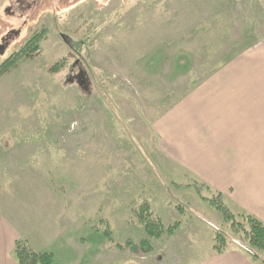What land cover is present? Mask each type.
Instances as JSON below:
<instances>
[{
    "label": "rangeland",
    "instance_id": "rangeland-1",
    "mask_svg": "<svg viewBox=\"0 0 264 264\" xmlns=\"http://www.w3.org/2000/svg\"><path fill=\"white\" fill-rule=\"evenodd\" d=\"M0 48V68L19 54L0 74V216L19 239L34 225V249H75L52 246L60 264H186L217 231L249 245L208 211L227 189L169 152V119L199 83L264 80V0H0Z\"/></svg>",
    "mask_w": 264,
    "mask_h": 264
},
{
    "label": "crops",
    "instance_id": "crops-1",
    "mask_svg": "<svg viewBox=\"0 0 264 264\" xmlns=\"http://www.w3.org/2000/svg\"><path fill=\"white\" fill-rule=\"evenodd\" d=\"M262 60L264 56L257 61ZM249 80L199 83L184 95L183 103L174 107L175 112L169 119L175 130L169 137L177 136V140L171 143V149L168 147L170 153L180 157L189 175L211 184L217 178L218 186L227 189L226 205L235 214H250L264 223V80L257 76ZM208 211L221 215L211 205ZM220 221L223 222V217ZM29 226L23 227L22 238L31 243L30 231L40 233L41 230ZM18 231L22 232V228L17 229L0 216V264H18L14 256ZM46 240L45 234L42 239L45 249L39 244H32L36 249L31 247L39 252L56 253L54 247L51 249L55 245L62 252L75 251L63 243L59 247L56 238L49 247ZM212 246L210 243L205 247L201 256L196 255L201 247L193 246V256L187 257L186 264H257L240 247H230L217 254Z\"/></svg>",
    "mask_w": 264,
    "mask_h": 264
},
{
    "label": "trees",
    "instance_id": "trees-1",
    "mask_svg": "<svg viewBox=\"0 0 264 264\" xmlns=\"http://www.w3.org/2000/svg\"><path fill=\"white\" fill-rule=\"evenodd\" d=\"M42 33H44V30L40 34H33L30 39H28L30 43L24 47L21 54L25 55V57L36 59L40 53L38 48L42 39ZM36 51L37 54H35ZM18 58L19 54L17 53L8 57L0 68V74L9 72L10 68L17 63ZM64 66V60H61V62H56L49 67L48 71L49 73L54 74ZM209 199L210 204L222 213L223 219L228 222L235 231L242 232L245 238L248 239L249 245H246V248L243 249L251 256L253 261L257 264H264V258H262L263 256L260 254L264 253V223L250 214L232 213L224 204L221 193ZM143 215L145 214L140 213V217ZM150 218L155 222H148L149 217L146 221L144 218L142 219L147 233L151 236H160L164 229V227L161 226V220L158 217H153L152 213H150ZM178 226L177 222L173 226L165 227L166 232L172 233ZM103 234L106 235L107 238H110V240L112 239V237H110V232L104 231ZM141 244L146 245L147 240H143ZM120 246L122 245L120 244ZM228 248L229 246L227 244L226 236L221 231L215 232V240L213 244L214 251L217 254H221L228 250ZM14 256L18 264H59L52 252H39L34 250L25 238L16 241Z\"/></svg>",
    "mask_w": 264,
    "mask_h": 264
},
{
    "label": "flooded vegetation",
    "instance_id": "flooded-vegetation-1",
    "mask_svg": "<svg viewBox=\"0 0 264 264\" xmlns=\"http://www.w3.org/2000/svg\"><path fill=\"white\" fill-rule=\"evenodd\" d=\"M7 10V9H6ZM12 29H9V31H11ZM18 32H16V34L19 36V35H21L22 34V31H21V29H19L18 28V30H17ZM20 31V32H19ZM14 37V34H13V32L11 33V35H9V36H7V35H5L3 38H5V41H4V46L7 48L8 46H9V44H10V41H11V39ZM13 40V39H12ZM1 49V48H0Z\"/></svg>",
    "mask_w": 264,
    "mask_h": 264
}]
</instances>
